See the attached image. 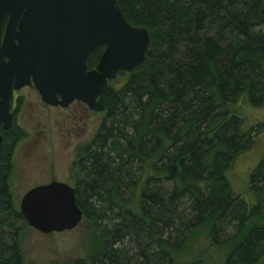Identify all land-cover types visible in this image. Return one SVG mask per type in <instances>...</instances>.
<instances>
[{"label":"trees","instance_id":"1","mask_svg":"<svg viewBox=\"0 0 264 264\" xmlns=\"http://www.w3.org/2000/svg\"><path fill=\"white\" fill-rule=\"evenodd\" d=\"M118 1L152 42L147 65L120 72L124 81L98 99L103 121L77 161L75 189L100 245L74 264H178L175 251L203 226L216 243L239 236L226 264L261 263L264 159L250 177L252 204L227 171L254 143L241 111L264 105V0ZM0 132V264H25L28 224L10 185L23 130L13 122Z\"/></svg>","mask_w":264,"mask_h":264},{"label":"water","instance_id":"2","mask_svg":"<svg viewBox=\"0 0 264 264\" xmlns=\"http://www.w3.org/2000/svg\"><path fill=\"white\" fill-rule=\"evenodd\" d=\"M151 42L150 31L131 24L118 0H0V124L12 125L13 92L28 85L49 105L79 100L95 109L120 72L147 65ZM101 45L99 62L89 69L88 57ZM2 140L0 132V146ZM19 210L43 233L71 230L84 217L76 189L56 180L27 191Z\"/></svg>","mask_w":264,"mask_h":264},{"label":"rangeland","instance_id":"3","mask_svg":"<svg viewBox=\"0 0 264 264\" xmlns=\"http://www.w3.org/2000/svg\"><path fill=\"white\" fill-rule=\"evenodd\" d=\"M124 79L118 74L111 85L119 86ZM15 98L14 123L23 132L13 151L10 185L19 208L24 194L37 185L56 180L76 187L77 161L99 131L104 113L79 100L67 107L49 105L34 85L17 91ZM241 113L244 129L254 132V143L235 157L227 177L234 193L252 204L256 198L249 189L250 177L264 159V105L246 106ZM231 232L226 241L216 243L210 238L208 228L200 227L175 251L176 262L200 259L204 264H226L227 256L239 240ZM20 244L25 264H74L97 250L100 240L93 223L83 217L75 228L62 232L43 233L27 225ZM259 264H264V259Z\"/></svg>","mask_w":264,"mask_h":264},{"label":"flooded vegetation","instance_id":"4","mask_svg":"<svg viewBox=\"0 0 264 264\" xmlns=\"http://www.w3.org/2000/svg\"><path fill=\"white\" fill-rule=\"evenodd\" d=\"M6 23H7V16L5 17L4 22H3V25H2V35L4 34ZM17 91H19V90H15L13 92V98H12V101H11V112L13 113V122H14V117H15V110H14V107L15 106H13V104L16 101V98L15 97H16V92ZM13 122H12V124H13ZM2 129H4L3 128V123L0 124V130H2Z\"/></svg>","mask_w":264,"mask_h":264}]
</instances>
